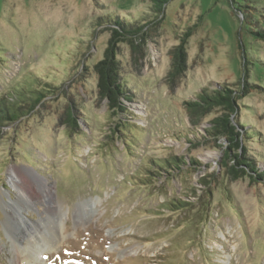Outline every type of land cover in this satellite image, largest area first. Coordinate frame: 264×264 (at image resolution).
<instances>
[{
    "label": "rangeland",
    "instance_id": "obj_1",
    "mask_svg": "<svg viewBox=\"0 0 264 264\" xmlns=\"http://www.w3.org/2000/svg\"><path fill=\"white\" fill-rule=\"evenodd\" d=\"M152 6L0 0V97L32 89L37 78L48 91L0 129V264H264V184L230 181L218 150L181 144L215 115L193 127L185 101L211 84L244 86L237 123L254 133L247 148L264 170V42L250 35L264 30V0H170L161 15ZM117 16L151 23L140 57L117 45L133 97L118 120L99 100L92 72L110 37L104 23ZM188 29L186 70L169 87L170 51ZM69 107L75 130L60 123ZM171 157L201 167L158 186L139 178L142 167ZM12 169L36 174L53 203L27 201L11 185ZM173 199L186 205L165 210Z\"/></svg>",
    "mask_w": 264,
    "mask_h": 264
},
{
    "label": "trees",
    "instance_id": "obj_2",
    "mask_svg": "<svg viewBox=\"0 0 264 264\" xmlns=\"http://www.w3.org/2000/svg\"><path fill=\"white\" fill-rule=\"evenodd\" d=\"M169 1L151 0L152 10L161 15L164 6ZM104 24L109 28L110 37L102 58L92 65V72L96 77V91L99 100L104 102L107 110L118 120L127 113L125 104L132 102L133 97L121 79L120 66L116 59L117 45L126 43L131 51L140 57L142 46L148 37L146 28L151 23L133 24L117 16L114 19H107ZM193 32L188 29L180 37L178 44L170 51L171 63L165 79L169 87H172L186 70L185 46ZM250 35L264 42V30L253 31ZM255 66L259 67L257 64ZM38 79H35L36 86L32 89L23 90L22 86H18L10 91L9 96L0 97V129L28 115L47 98L48 91L37 86ZM242 81L243 85L247 86L246 75L242 77ZM45 86L47 85L45 84ZM19 91L22 96H19ZM246 93L247 89L244 86L235 89L226 84H211L199 89L190 100L183 103L190 125L198 126L213 111L215 115L206 122L205 129H202L201 132L192 130L189 135L183 137L181 144L188 145L191 149L208 146L218 150V166L230 181L246 177L251 184H264V170L259 168L257 161L252 158L247 148V143L253 142L255 139L254 133L246 129L244 125L239 126L237 123L238 102L246 96ZM72 110L70 107L67 108L60 123L70 130H75L77 121ZM117 125L115 124L113 127V133L119 132L116 130ZM200 167V163L193 157L188 159L171 157L142 167L139 170L141 174L139 178L146 182L153 181L154 186H158L160 182L167 180V177L172 179L183 171H197ZM198 183L205 187L209 193V182L205 178H202ZM148 184L145 183V185ZM183 205L186 204L173 199L172 202L167 201L164 208L175 212L182 209Z\"/></svg>",
    "mask_w": 264,
    "mask_h": 264
},
{
    "label": "bare ground",
    "instance_id": "obj_3",
    "mask_svg": "<svg viewBox=\"0 0 264 264\" xmlns=\"http://www.w3.org/2000/svg\"><path fill=\"white\" fill-rule=\"evenodd\" d=\"M11 175L13 176L11 179V185L18 190L20 189L25 194L23 196L27 198V201L31 202V199H33L37 203H42L43 200H47L50 201V203H53L51 191L47 187L46 183L36 174H28L27 172L24 174L18 169H12ZM35 183L39 186V188H35Z\"/></svg>",
    "mask_w": 264,
    "mask_h": 264
}]
</instances>
